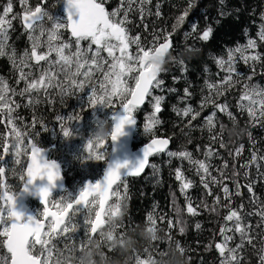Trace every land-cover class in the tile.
I'll return each mask as SVG.
<instances>
[{
	"label": "snow or ice",
	"instance_id": "snow-or-ice-1",
	"mask_svg": "<svg viewBox=\"0 0 264 264\" xmlns=\"http://www.w3.org/2000/svg\"><path fill=\"white\" fill-rule=\"evenodd\" d=\"M151 2L152 0H121L119 7L108 12L104 6L105 0H66L67 21L63 22L50 15L49 10L44 7V0L34 7L30 5V0H19L23 8V25L28 32L31 45L21 57H17L15 49L10 52L6 51L10 47L8 45L9 29L12 28V22L18 18L19 14L14 12L13 0H7V3L3 5L0 11V56H9L14 67L18 68V81L23 80L25 87L17 92L3 78H0V121L6 119V126L10 127V139L0 134V162H3L8 155L13 157L11 167L0 166V264H53L54 259L57 260V264H60L63 254L74 252L77 244L82 246L84 239L89 236L95 238L102 234L107 212L112 211V215L119 214V202H127L128 198L127 177L141 175L147 166L153 167L156 172L159 171L156 165H149V157L165 152L169 140L152 138L151 143L142 149V157L137 159L135 164L131 162L107 163L102 181L95 184L88 183L79 191L76 198L68 194L67 197L63 196L54 200L51 198L50 189L56 187V181L61 179L60 167L54 161L47 160L32 136L27 132H22L17 126L15 121L18 117L13 114L21 105L10 98V96L27 94L28 103L34 105L40 103V100L31 95L33 92L39 93L43 90L44 95L51 101L49 89H59V94L63 96L83 92L86 86H89L88 107L95 108L102 105L107 109H113L112 119L117 121L116 133H120L124 125L137 124L133 113L145 103L147 97H151L148 102L153 111L146 118L147 123L143 131L152 133L154 137L153 129L161 124L158 114L162 111L165 97L153 95V90L176 91L175 88L165 89L163 87L164 80L159 78L160 62L165 61L171 55L170 49L173 44L170 37L185 22L194 5L190 0L189 8L183 12V15L177 17L176 23L172 26L173 32L153 33L152 41L144 44L141 42L140 35H129L127 24L131 23L129 19L131 13L138 12L142 20L145 15H151L150 9L147 8ZM224 2L225 0H220L221 5ZM155 7L154 14L159 17L161 15L160 4L157 3ZM220 15L226 16L228 13L221 10ZM260 19L262 23L259 25L258 39L250 37L245 45L228 49L226 58L225 56H214L213 59L220 72L225 75L221 76L218 81H205L208 95L202 100L201 108L211 100L213 107L224 112L234 123L236 117L229 111L230 105L227 99L225 98L224 102L220 103L216 97L223 96L240 82L242 74L238 71V60H242L253 69L252 75L246 77L248 81L256 75L257 62L264 61V55L255 51L260 46V42H264V12L260 14ZM46 21L51 22L50 27H46ZM62 30L69 31L72 39L65 40ZM196 32L197 25L193 23L191 33L186 32L185 38ZM212 33L213 28L209 25L199 33L198 38L207 42ZM83 41L88 42L86 46H82ZM132 45H135L134 51L131 50ZM188 51H199V49L189 48ZM102 52H107V57L103 56ZM53 56H55L54 59ZM32 61L35 63L33 64ZM178 63L182 65L181 70L186 72L187 67L184 66V61L180 60ZM260 66L264 67V64ZM34 68L39 69L38 74H34ZM25 69L28 70L25 71ZM97 73L102 76L97 77ZM173 79L178 80L179 78L174 77ZM242 87L243 91L239 97L241 103L238 107L241 112L247 113L252 126L259 124L264 127V88L251 83H244ZM184 92L185 96L181 99H187L192 95L190 85L184 89ZM117 104L120 110H116ZM173 111L178 115L190 117L191 120H195L200 114L199 110L193 109L190 105L182 110L174 107ZM215 116L216 111H213L206 118V127L212 133L210 139L225 148L227 144L223 141L222 134L213 132ZM56 119L60 121V131L63 136L68 137L72 131L71 124L79 122L82 116L76 112L68 115L67 118L58 115ZM35 124L34 120L32 127H35ZM44 130L48 131L46 126ZM36 135L38 136L39 133ZM25 136L28 137L27 143H25ZM248 137L253 142L254 150L250 159L242 167L249 169L254 166L257 176L250 179L249 172L245 171L246 184L241 185L237 182L235 193L227 184L222 183L224 179H228L223 175L222 170L218 169L219 177L213 175L211 158L218 153L214 152L211 147L203 153L204 159H195L193 153L187 150L167 151L169 157L187 160L193 166L206 194L214 197L215 203L211 208L212 211H216V206L222 201L228 202L223 205L227 208V214L223 217L225 223L220 229L223 239L215 244L221 257L220 264H243L244 253L248 249L257 254L258 264H264V240L253 233V225L245 220V215H256L264 221V207H258L255 212H247L243 203L238 207L231 206L233 195H240L239 189L244 186L251 194L250 202L255 204L259 200L254 191L256 181L257 179L264 180V171L261 170L264 169V163H261L264 161V154L255 149L254 138L250 132H248ZM116 138L114 133L112 140L115 141ZM22 148L23 155L28 156L26 167L22 165L20 159ZM197 150H200L199 146ZM85 151L87 159L105 161L106 146L104 144L94 149L92 142L89 141ZM243 151L244 145L241 144L234 153L229 152V155L240 156ZM13 165L22 166L18 170ZM223 168H228L226 160ZM6 169L13 176H18L22 181V187L5 181ZM233 175L238 176L239 172H234ZM175 179L179 183V191L184 197L185 205L181 208L176 203V197L173 194L175 219H168L166 216H161L159 219H167L169 234L177 227L182 234L185 231L182 214L186 212L190 216H198L200 205H195L189 195L188 190L194 187V181L184 174L182 168L175 169ZM37 181H46V184L38 185ZM213 185L222 188L223 197L214 192ZM121 189H123V194ZM30 191L37 192L44 205L39 219H34L30 215L25 218L16 210V200ZM203 206L208 207L207 204ZM81 214H83L85 237L82 240H76L74 236L81 226L77 222V217ZM148 223L150 226L156 225L152 214L148 215ZM201 227L199 222L195 224L197 230ZM256 227L264 228V223ZM228 233H233V235H228ZM235 234H239V242L229 246V241H235ZM59 238H63V249L57 247L56 241ZM169 238H171L170 235ZM257 241H259V247H257ZM177 247L182 253L185 251L179 243ZM137 264H148V260L138 255Z\"/></svg>",
	"mask_w": 264,
	"mask_h": 264
},
{
	"label": "trees",
	"instance_id": "trees-1",
	"mask_svg": "<svg viewBox=\"0 0 264 264\" xmlns=\"http://www.w3.org/2000/svg\"><path fill=\"white\" fill-rule=\"evenodd\" d=\"M40 2L41 0H30V5L34 7ZM6 3L7 0H0V11H2L3 5ZM13 3L14 12L18 13L19 16L12 22V28L9 29L8 45L10 47L6 51L10 52L15 49L17 57H21L31 45L28 39V32L22 21L23 8L19 0H13ZM157 3L160 4L161 15L159 17L154 14ZM189 3L190 0H152L151 4L147 5V8L152 13L151 15H145L143 20L138 12L129 15L131 20V23L127 24L129 35H140L141 42L148 44L152 41L153 33L173 32L172 26L176 23L177 17L183 15V12L189 8ZM191 3L194 6L190 9L185 22L170 37L173 44L170 53L175 59L166 65L167 71L161 72L159 76L160 79L164 80L163 87L165 89L175 88L176 91L160 92L159 89L153 90V95H163L165 97L162 111L158 114L161 124L153 129L154 137L152 133H144L143 131L144 125L147 123L146 118L153 111L151 104L148 102L151 97H147L145 105L133 113L137 119V127L131 141V149L133 151L137 150L152 138H165L171 143L168 151L187 150L193 153L195 159H204L203 153L207 151L208 147H211L214 152L218 153V155L211 158L213 175L219 177L220 171L218 169L222 170L223 175L228 177L222 183L227 184L231 191L235 193L237 182L241 185L246 184L245 171L249 172L250 179L257 176L254 166L249 169L242 167L250 159L254 150L253 142L249 140L248 132L254 138L255 149L264 154V127L259 124L252 126L247 113L241 112L238 107V104L241 103L239 97L242 94V85L244 83L257 84L264 88V67L260 66L264 64V61L257 62L256 75L252 77L251 81H248L246 77L252 75L253 69L242 60H238V71L242 74L240 82L230 88L223 96L216 97L220 103H223L225 98L227 99L230 105L229 111L236 117L235 123L224 112L215 109L211 100L203 108H201V102L208 95L205 81H218L221 76L225 75V73L220 72L213 57L225 56L226 58L228 49H234L238 45H245L250 37L258 39L257 33L259 25L262 23L260 14L264 12V0H225L223 5L220 4V0H191ZM62 4V0H59V2L58 0H44V7L49 10L50 15L53 17L60 15L64 18L65 14L62 11ZM120 4L121 0H105L104 6L106 11L111 12L119 7ZM221 10L228 13V15L221 16ZM193 23L197 25V32L185 38L186 32L191 33ZM45 25L50 27L51 22L46 21ZM145 25H147L146 28ZM209 25L213 28L210 39L207 42L200 40L198 38L199 33ZM62 31L63 38L69 36L65 40L72 39L67 30ZM87 43V41L82 42L83 45ZM189 48L199 49V51H188ZM131 50H135V45L131 46ZM255 51H259L264 55V42H260V46ZM54 58L55 56H53ZM180 60H183L184 66L187 67L186 72L181 70L182 65L178 63ZM32 63L34 64L35 61H32ZM41 63L43 64L44 62ZM27 70L25 69V71ZM38 71V68L33 69L34 74H38ZM18 76V68L14 67L9 56H0V78H3L17 92L25 87V82L23 80L18 81ZM174 77L179 79L174 80ZM189 85L192 95L187 99H181L185 96L184 89L189 87ZM49 93L51 101L49 97L44 95L43 90L39 93L33 92L31 95L40 100V103L34 105L28 103L27 94L25 96H10L11 99L21 105L13 115L18 117L15 123L21 131L31 135L37 146L47 151L49 160L57 162L62 159L68 163V168L66 166L65 169L61 165L65 179L64 189L59 193L52 194L51 198L58 200L66 193L75 194L72 196L75 198L78 195L76 194L75 179L87 184H95L103 175L107 163L100 161L96 168L89 166L87 170H83L77 155H69L66 152V148L63 151L60 150L59 146L63 145L65 137L60 131V121H57L56 117L61 115L67 118L68 115L79 112L83 118V116L88 114V102L85 99H81L78 92L62 96L59 94V89H49ZM244 103H247V101H244ZM189 105L200 112L195 120L178 115L177 112L173 111L174 107L182 110ZM82 109L83 111H81ZM213 111H216L213 132L222 134V139L227 144L225 148L220 147L218 142L210 139L212 133L206 127V118ZM34 120L36 124L35 127H32ZM109 122L111 123V120ZM77 123L73 122L71 124L72 131ZM6 125V119L0 121V134L8 136L10 139V127ZM45 126L48 131L44 130ZM36 133H39V135L37 136ZM24 139L27 143L28 137L25 136ZM241 144L244 145L242 155L236 157L229 155V152L234 153L235 149ZM198 146L200 148L199 151L197 150ZM109 150L110 144L107 146V151ZM225 160L228 162V168L226 169L223 168ZM26 163L24 161L22 165L26 167ZM261 163H264V161ZM22 165L15 168L19 170ZM149 165H156L159 171L156 172L153 167L148 166L142 177L127 178L126 180L128 185L127 203L129 205V214L117 230V237L119 238L120 233L130 235L132 230L138 226L141 228L150 226L148 215L152 214L156 220V226L163 229L161 236L165 237L164 241L156 244L153 249L154 253L155 250L163 252L179 243L185 249L183 255L187 256L189 264H220L221 257L215 248V244L220 243L223 239L220 235V229L225 223L223 217L227 214V208L223 205L228 202L222 201L220 205L216 206V211L211 210L215 203L214 197L206 194V190L200 183V177L195 174L193 166L187 160L169 157L166 151L150 158ZM0 166L11 167L7 156L4 162H0ZM177 168H182L184 174L194 181V187L189 189L188 192L192 197L193 203L200 205V214L193 217L184 212L182 214L185 222L184 233L181 234L177 227L172 229L169 234L167 219H159V217L166 216L168 219H175L173 194H175L176 203L181 208L185 205L184 197L179 191V183L175 179V169ZM261 170L264 171V169ZM234 172H239V175H233ZM4 179L14 186L22 187V181L19 180L18 176H13L7 169ZM212 187L216 194L223 197L222 188L216 185ZM254 191L256 196L259 197L255 204L250 202L251 194L248 192L247 187L244 186L239 189L240 195H233L231 206L238 207L243 203L247 212H255L258 207H264V180L257 179ZM121 193L123 194V189H121ZM204 204H207L208 207H204ZM27 205L33 213V218L39 219L40 213L44 210L40 203L28 200ZM245 220L253 225V233L264 240V228L256 227L264 223V221H261L260 217L256 215H245ZM77 222L81 226L74 238L82 240L85 237L83 214L77 217ZM197 222L202 226L199 230L195 228ZM169 235L171 238H169ZM228 235H233V233H228ZM238 242L239 234H235V241H229V246H233L234 243ZM56 243L58 248H64L63 238H59ZM257 247H259V241H257ZM244 256L243 264H258L257 254L251 249L245 251ZM116 258L118 257H114V259Z\"/></svg>",
	"mask_w": 264,
	"mask_h": 264
},
{
	"label": "clouds",
	"instance_id": "clouds-1",
	"mask_svg": "<svg viewBox=\"0 0 264 264\" xmlns=\"http://www.w3.org/2000/svg\"><path fill=\"white\" fill-rule=\"evenodd\" d=\"M174 59L175 57L170 55L165 61L160 62V71H167L166 65ZM66 95L69 94H65V96ZM116 125L117 121L115 120H112L110 123L109 120L98 118L95 121L94 128L89 133L88 140L86 141V145L91 141L94 149L98 145H106V163L109 156L107 151L108 144H119L122 139L129 137L128 129L134 126L124 125L121 128L120 133H116ZM114 133L117 136L115 141L112 140ZM72 138H77V136L71 131L70 135L65 137V139ZM113 151H115V149ZM126 162L130 161L127 158L113 161L114 164H124ZM54 188L50 189V194H52ZM24 195L39 197L38 193L35 191H30ZM67 195L68 194L66 193L64 197H67ZM22 197L16 200V210L18 201ZM119 203L120 208L118 215H112V211L106 213L105 226L102 229V234L95 238L89 236L87 239H84L82 246L79 244L76 245L74 252L63 254L60 264H137L138 255L147 259L148 264H189L187 256L183 255L177 245L169 247L163 252H157L156 250L155 253L153 252L156 244L165 240V237L161 236L163 229L158 228L156 225L145 226L142 228L138 226L136 229L132 230L130 235L120 233L118 238L117 230L124 223L125 218L129 214L128 203ZM18 212L23 214V210ZM114 257L118 258L114 259ZM53 264H57L56 259L53 260Z\"/></svg>",
	"mask_w": 264,
	"mask_h": 264
},
{
	"label": "rangeland",
	"instance_id": "rangeland-1",
	"mask_svg": "<svg viewBox=\"0 0 264 264\" xmlns=\"http://www.w3.org/2000/svg\"><path fill=\"white\" fill-rule=\"evenodd\" d=\"M63 14H64V12H63ZM54 17L58 18L60 21H63V22L67 21L65 15H64V18H62L60 15H55ZM67 37H69V36H67ZM67 37H65L64 39H66ZM86 45L87 44H85V45L82 44V46H86ZM93 47H95V46H93ZM102 55L107 57V52H102ZM96 75H97V77L102 76V74H100V73H97ZM89 94H90V87L89 86H86L85 90L83 92L79 93L81 99H85L87 102H88ZM88 109H89L88 114L83 116L82 120H80L77 123L76 127L72 131L73 133L76 134L77 138L65 139L63 141V145L59 146L61 151H63L64 148H66V152L69 155H77L78 159H79L78 161L81 164V168L83 170H87L89 168V166L96 168V166L100 162V161H93V160L87 159V154L85 151L86 141L88 140L90 131L94 128L95 121L98 118H103L105 120H111L112 121L113 120L112 117L114 115L113 109H111V108L105 109L102 106H96L95 108L88 107ZM116 110H120L118 104H117ZM25 143H26V141H25ZM108 153H110V150L108 151ZM7 157L10 161L11 166H12V164H13L12 155H8ZM25 158H26V160H25ZM27 158H28V156L23 155V148H22V155L20 157L22 164H24V161L27 162ZM108 158H109V156H108ZM57 163H59L60 166L62 165L64 167L63 169H65L66 166L68 168V163L65 160L60 159L59 161H57ZM16 166H19V165H13V167H16ZM16 169H18V168H16ZM86 185H87V183L81 182L79 179H75L76 194H78L79 191L81 189H83ZM74 195L75 194H72L71 196H74Z\"/></svg>",
	"mask_w": 264,
	"mask_h": 264
},
{
	"label": "water",
	"instance_id": "water-1",
	"mask_svg": "<svg viewBox=\"0 0 264 264\" xmlns=\"http://www.w3.org/2000/svg\"><path fill=\"white\" fill-rule=\"evenodd\" d=\"M62 9H63V12L66 16V20H67V13H66V0H63V4H62ZM73 19H76V17H73ZM71 37V34L69 31H67ZM147 100V98H146ZM146 100H145V103H146ZM145 103L143 105H141L138 109L142 108ZM137 120V119H136ZM136 127H137V124L134 125L133 127H130L128 129V132H129V137L127 138H124L122 139L119 144H116V145H113L112 143H110V153H109V158H108V161L107 163H111L117 159H120V160H123L124 158H127L132 164H135L137 159L141 158L142 157V149L148 144V143H151V140L148 141L146 144H144L143 146H141L140 148H138L137 150L133 151L131 149V141H132V138L135 134V131H136ZM158 139H165V138H158ZM171 147V143L169 141V144H168V148L166 149V151H168ZM41 149V148H40ZM115 149V151H113ZM42 152L44 153L45 155V158L47 160L48 159V153L47 151H45L44 149H41ZM30 151V150H29ZM165 151V152H166ZM164 152H161L159 154H162ZM155 155H158V154H154L152 156L149 157V160L150 158H152L153 156ZM27 161H28V158H27ZM51 161V160H49ZM55 163H57L56 161H54ZM60 167V173H61V179L56 181V187L54 188V190L52 191V194H55V193H59L61 192L63 189H64V186H65V179L63 177V174H62V169H61V166L59 163H57ZM148 166L145 167L143 173L139 176H133V177H127V178H139V177H142L144 175V173L146 172ZM106 169H107V164H106V167L104 169V172H103V175L101 176L100 181L103 180L104 178V175H105V172H106ZM38 185L39 184H46V181H37L36 182ZM51 194V195H52ZM78 196V195H77ZM76 196V197H77ZM75 197V198H76ZM28 200H34V201H38L40 203V205L43 207L44 209V205L42 204L41 200L39 197L37 196H32V195H24L19 201H18V205H17V210L20 211V210H23V215L24 217L26 218L27 216H32L33 217V213L31 211V209L29 208V206L27 205V201Z\"/></svg>",
	"mask_w": 264,
	"mask_h": 264
}]
</instances>
